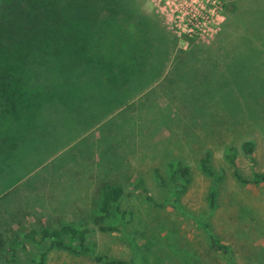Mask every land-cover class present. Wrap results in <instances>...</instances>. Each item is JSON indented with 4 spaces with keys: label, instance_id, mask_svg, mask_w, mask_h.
I'll return each instance as SVG.
<instances>
[{
    "label": "rangeland",
    "instance_id": "374dc122",
    "mask_svg": "<svg viewBox=\"0 0 264 264\" xmlns=\"http://www.w3.org/2000/svg\"><path fill=\"white\" fill-rule=\"evenodd\" d=\"M156 1L89 0L85 16L68 9L60 52L47 56L59 65L43 63L40 83L23 99L28 107L0 104V264H33L42 252L44 264H102L96 256L264 264V184L238 183L227 160L233 151L247 179L264 173V0H219L218 29L192 37L168 27ZM113 11L146 30L152 46L144 71L122 88L74 61L91 25ZM64 37L72 54L62 52ZM245 141L254 145L251 159ZM206 153L219 181L201 172ZM179 165L187 180L172 175ZM109 185L124 191V220L109 221L121 234L93 224ZM63 225L88 230L95 253L73 255L23 237Z\"/></svg>",
    "mask_w": 264,
    "mask_h": 264
},
{
    "label": "trees",
    "instance_id": "16d2710c",
    "mask_svg": "<svg viewBox=\"0 0 264 264\" xmlns=\"http://www.w3.org/2000/svg\"><path fill=\"white\" fill-rule=\"evenodd\" d=\"M89 0H0V104L9 109L28 107L23 99L31 90L30 87L40 83L38 74L43 70V63L49 61L47 56L55 57L59 54L61 41L60 26L72 19L65 17V13L76 7L78 13L86 14ZM127 14L121 16L115 11L105 18L98 19L89 28L83 45L77 48L82 50V56H76L86 68L101 70L105 82L113 87L126 86L137 74L144 71L148 65L152 50L150 35L146 30H138L136 22L132 23ZM126 23V26H123ZM138 32H137V31ZM137 37V39H136ZM62 52L72 54L67 47L64 37ZM47 59V60H46ZM57 59L49 62L53 67ZM36 80V81H35ZM26 88V89H24ZM11 110V111H12ZM16 112H13V115ZM242 151L246 157H252L254 145L250 141L242 143ZM236 155L233 151L227 156L232 169V175L241 184H264V173L254 172L247 179L238 170ZM209 154L199 160L201 172L208 177L219 181L210 167ZM188 168L172 170V175H180L187 180ZM141 187L140 182L134 186L135 190ZM143 191V190H142ZM124 195L122 187L107 186L101 190L97 213L93 224L102 233L121 234V226L110 225L109 221L118 217L124 220L125 212L119 208V199ZM214 194L210 195V199ZM88 230L78 229L71 225H63L56 229L42 228L31 230L23 237L33 243L48 242L50 248L66 251L73 255L94 254L96 245H86ZM68 242V243H66ZM24 247L23 243H20ZM213 248L227 255V246L211 240ZM16 251L9 249L7 257L12 261ZM46 253L39 254L33 264H44ZM96 262L102 264H129L126 261L106 256H96Z\"/></svg>",
    "mask_w": 264,
    "mask_h": 264
},
{
    "label": "built area",
    "instance_id": "2783aa9c",
    "mask_svg": "<svg viewBox=\"0 0 264 264\" xmlns=\"http://www.w3.org/2000/svg\"><path fill=\"white\" fill-rule=\"evenodd\" d=\"M156 8L168 27L188 37L213 33L223 20L219 0H157Z\"/></svg>",
    "mask_w": 264,
    "mask_h": 264
}]
</instances>
